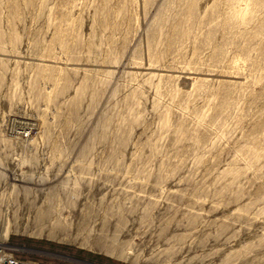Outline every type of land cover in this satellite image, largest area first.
Wrapping results in <instances>:
<instances>
[{
  "label": "rangeland",
  "instance_id": "obj_1",
  "mask_svg": "<svg viewBox=\"0 0 264 264\" xmlns=\"http://www.w3.org/2000/svg\"><path fill=\"white\" fill-rule=\"evenodd\" d=\"M0 251L264 264V0H0Z\"/></svg>",
  "mask_w": 264,
  "mask_h": 264
},
{
  "label": "built area",
  "instance_id": "obj_2",
  "mask_svg": "<svg viewBox=\"0 0 264 264\" xmlns=\"http://www.w3.org/2000/svg\"><path fill=\"white\" fill-rule=\"evenodd\" d=\"M0 264H41L37 261L30 259H22L11 253L0 251Z\"/></svg>",
  "mask_w": 264,
  "mask_h": 264
}]
</instances>
